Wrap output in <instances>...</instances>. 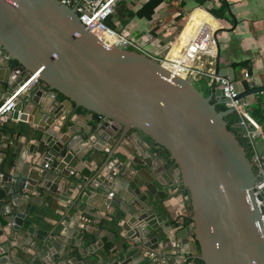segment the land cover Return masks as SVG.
Wrapping results in <instances>:
<instances>
[{"label": "water", "instance_id": "1", "mask_svg": "<svg viewBox=\"0 0 264 264\" xmlns=\"http://www.w3.org/2000/svg\"><path fill=\"white\" fill-rule=\"evenodd\" d=\"M216 44L218 49L217 37ZM0 47L4 53L0 54V105L27 87L34 74L41 82L28 85L10 116L24 122L31 117L43 135L33 152L40 160L36 185L43 193L68 203L71 196L56 193L63 192L61 180L68 175V166L72 161H87L100 144L110 152L83 188L90 184L107 194L108 202L119 205L124 228L136 233L132 239L145 242L151 230L164 228L143 187L159 195L165 185L180 184L189 193L192 220V226L180 235L184 244L189 241L187 233L194 234L199 260L204 264H264L253 158L228 129L225 116L233 109L216 110V104H227L220 88L203 96L191 78L172 75L160 60L137 50L106 47L80 22L76 8L61 0H0ZM262 91L264 86L253 87L239 92L238 98ZM58 93L65 98L59 99ZM78 107L97 114L99 121L77 129ZM39 121L44 123L38 125ZM134 136L137 143L132 141ZM153 145L168 151L173 162L148 150ZM119 147L138 152L140 160H132L125 173L115 175V169L125 170L124 161L109 164ZM103 170H107L105 175ZM29 182L1 176L0 215L4 218H0V236L5 228L10 238L33 235L34 227L25 225L33 221L34 208L27 209L28 198L17 195ZM81 201L87 203L85 195ZM167 239L169 245L175 240L169 234ZM53 242L63 243L49 239L42 230L30 242L42 264L59 258L52 250ZM135 244L120 264H133L142 254L138 250L132 255L139 248ZM23 259L27 261L26 256Z\"/></svg>", "mask_w": 264, "mask_h": 264}, {"label": "crops", "instance_id": "2", "mask_svg": "<svg viewBox=\"0 0 264 264\" xmlns=\"http://www.w3.org/2000/svg\"><path fill=\"white\" fill-rule=\"evenodd\" d=\"M144 1H136V5L140 6ZM168 1L169 5L172 3V7H175L174 0H163L155 9L157 15L154 14L150 20L137 17L132 19L143 29L136 28L131 31V36L130 31H123L141 47L142 52L156 59L173 57L183 46V38L180 39L183 27L190 17L202 10L210 14L219 27L216 34L219 47L215 70L217 62L219 74L233 81L238 92L264 86V0H225L228 6L224 15L220 17L214 16L209 9L218 8L221 0H206L203 4H199L197 0H190L189 4L187 0H180L178 3L180 6L175 7L165 23L154 32L149 26L158 18L160 13L158 10L164 9ZM179 13H182L180 19H185L182 25L176 18ZM0 54L4 55L1 48ZM234 63L241 65L234 66ZM201 64L203 69L208 67L205 59ZM245 72L249 74V79L245 78ZM198 78L200 77L191 78L192 83ZM31 83L38 85L37 82ZM212 90L208 81L204 90L205 96H210ZM244 99L249 105L248 112L255 111L257 107L261 110L259 117L263 123L257 124L262 135L255 140L254 149L264 156V91L253 93ZM31 121V117L28 122L13 120L10 113L0 117V179L1 176H8L12 181L30 180L26 183L24 191H19L17 195L28 198L27 209L34 208L33 221H28L25 226H33L35 229L33 235L15 234L14 238L8 237L10 234L8 228L3 229L4 235L0 236V264H42V259H39L34 249L30 247V242L35 240V235L41 230L47 233L49 239L63 241L59 245L53 242L52 250L59 256L52 260L53 264H120L130 249L136 247L135 243H138L139 248L132 252V255L137 254L138 250H142V254L132 261L133 264H196L199 253L195 240L187 233L189 241L183 244V236L180 235L186 226H191L187 224L185 218L188 214V198L180 184L177 187L165 185L163 189H159V195L155 194L157 193L155 189L153 190L155 193L152 194L143 187V192L150 198L149 206L154 207L156 217L162 218V222L158 223L164 228L151 230L145 242L142 239L138 242L132 239L136 233L131 234L128 231L129 227L124 228L125 222H122L124 217L118 211L119 205L113 201L108 202L110 197L99 189L95 190L90 184L83 188L89 181L86 180L87 177L90 174L93 176L103 159L108 157L110 152L108 148L103 150L99 144L95 146L97 152L89 156L84 163L71 162L68 166V175L63 176L61 180L63 192H56L60 195L64 193L66 197L71 196L68 203H63L43 193L42 187L36 185L40 171L37 163L40 160L33 156V152L36 151L43 135L37 129L38 126L33 125ZM77 121L80 124L77 129H85L83 124H91L88 116L80 113ZM38 123L41 125L44 122ZM140 136L145 140L143 135ZM132 141L137 143V137L134 136ZM123 143L132 148L128 141ZM81 146L86 147L85 144ZM117 149L109 164L124 161L123 168L128 169L132 160H140V154L136 151L131 153L121 147ZM148 150L167 160L164 150L157 147ZM10 160H13L12 164L9 163ZM105 171L107 170H103L101 174L105 175ZM114 172L117 175L120 172L125 173L126 169L124 171L115 169ZM80 186L82 188H79ZM67 190L71 191L69 195ZM83 195L86 196L87 203L81 201ZM115 215H118L119 219H116ZM0 218L4 217L0 215ZM3 225L6 226V223L3 222ZM127 225L130 226L128 222ZM167 234L172 240L175 239L171 245L168 244ZM69 242L71 243L68 244ZM105 244H109L110 248L106 255L103 254ZM149 246L153 249H149ZM151 253L155 256H151ZM25 256L27 261L23 259Z\"/></svg>", "mask_w": 264, "mask_h": 264}, {"label": "built area", "instance_id": "3", "mask_svg": "<svg viewBox=\"0 0 264 264\" xmlns=\"http://www.w3.org/2000/svg\"><path fill=\"white\" fill-rule=\"evenodd\" d=\"M62 3L75 7L80 22L87 30L95 34L106 47H121L141 51V47L129 38L123 31H117L106 24V20L115 13L116 5L122 0H61ZM210 15V14H209ZM196 14L190 17L186 26H190ZM194 17V18H193ZM198 19L191 28L190 34L183 37V46L177 50L173 57H165L160 60L172 75L193 78L204 76L208 78L211 89L220 88L223 97L226 99V106L232 108L239 116V124L245 129V136L253 146L255 140L262 135L258 124L248 112V103L244 98H238L239 92L228 77L216 73L215 60L217 57L216 34L219 29L214 18ZM185 26L183 27L184 30ZM183 32V31H182ZM206 60L208 67L203 69L201 62ZM37 75L34 74L27 83L37 82ZM246 79L249 74L244 73ZM26 86L16 90L11 96L0 105V117L11 112L16 101ZM253 168L256 174V180L253 185L254 197L259 207L261 216V225L259 229L264 230V156L253 151ZM151 256H155L151 253Z\"/></svg>", "mask_w": 264, "mask_h": 264}, {"label": "trees", "instance_id": "4", "mask_svg": "<svg viewBox=\"0 0 264 264\" xmlns=\"http://www.w3.org/2000/svg\"><path fill=\"white\" fill-rule=\"evenodd\" d=\"M136 1H139V0H122L121 2H119L116 5L115 13L106 20V24L109 27H111L117 31H122V27L126 26L133 18L137 17V18H145L147 20H150L154 15L156 7L159 6L163 2V0H146V1L142 2L140 4V6H137ZM197 1L199 4H203L206 0H197ZM220 2H221L220 6L218 8L209 9V11L216 17L223 16L225 9L228 6L227 1L221 0ZM116 23H118V25ZM119 26L121 28H119ZM13 62L16 63V61H13ZM233 65L239 66L241 64L240 63H234ZM37 84H41V82L38 81ZM58 97L61 100L65 98L60 93H58ZM212 102L215 103L216 101L212 100ZM227 108L228 107L226 105L216 104V110L217 111H224ZM77 112H79L82 115L88 116L91 124L95 125L99 121L100 117L97 114L92 113V112H88L86 109H84L82 107H78ZM260 112H261V110L259 109V107H257L255 109V111H253L251 113L249 112L250 116L258 124L263 123L262 119H260V117H259ZM225 120L227 122L228 129L231 130L236 135L239 142L245 148V150L247 152V156L249 158H252L254 149H253V146L249 143L247 137L245 136V129L243 127L235 126L239 122V116L237 115V113L236 112L229 113L228 115L225 116ZM144 137L148 141L152 142L148 137H146V136H144ZM154 147H157V148L164 150L165 154H166V158H167V160H169L168 151H166L162 147H159L158 145H153V148ZM12 162H13V160L9 161L10 164H12ZM169 162L172 163L173 161L169 160ZM184 192L188 198V203H187L188 204V214L185 218H186L187 224H191V226H192L189 193L186 189H184ZM115 217H116V219L117 218L119 219L118 215H115ZM189 235L192 239L195 240L194 234L192 232H190ZM109 251H110L109 244H105V247H103V254L106 255L109 253ZM198 253H199V251H198ZM196 264H204V263H203V261L196 259Z\"/></svg>", "mask_w": 264, "mask_h": 264}, {"label": "rangeland", "instance_id": "5", "mask_svg": "<svg viewBox=\"0 0 264 264\" xmlns=\"http://www.w3.org/2000/svg\"><path fill=\"white\" fill-rule=\"evenodd\" d=\"M174 1H175L174 3H176V4H173V5H175L176 8L179 7L180 5H178V3H179L180 0H174ZM186 2H187V4H189L190 3V0H187ZM169 4H170V1L167 2V5H166V7L164 9L158 10V13L160 12L158 14V16H157L158 18L156 20H154V22L152 24H150L149 29H151V30H153L155 32V31H157L159 29L158 27H160V25H163L165 23L167 17H169L171 15L172 10L175 8V7H172V3H171V5H169ZM154 14H156V11L154 12ZM174 14H177V12H174ZM181 17H182V13L180 15H178V17L176 16L177 20L179 19V21H180V25H182V23L183 24L185 23V19L182 20V19H180ZM140 24H142V23H140ZM119 28H121V27L119 26ZM136 28H142L143 29V27L141 25L140 26L137 25V21L136 20L134 22L132 20V21H130L128 23L127 26L122 27V29H123L122 31H125V32L130 31V36H131V31H134ZM207 82H208L207 81V78L204 77V76H202V77H200L198 79L193 80V85L199 91H201V93L203 94V96H205V94H204L205 91L204 90H205V88L207 86Z\"/></svg>", "mask_w": 264, "mask_h": 264}, {"label": "bare ground", "instance_id": "6", "mask_svg": "<svg viewBox=\"0 0 264 264\" xmlns=\"http://www.w3.org/2000/svg\"><path fill=\"white\" fill-rule=\"evenodd\" d=\"M194 18V17H193ZM202 18H211L210 15L202 10H199L197 15L195 16L192 24L190 26H185L182 34H181V37L180 39H182L184 36L186 35H189L190 34V31H191V28L195 25L196 21L198 19H202Z\"/></svg>", "mask_w": 264, "mask_h": 264}]
</instances>
